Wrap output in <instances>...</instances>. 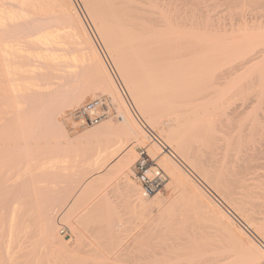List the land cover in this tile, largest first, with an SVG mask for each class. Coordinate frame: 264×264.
Masks as SVG:
<instances>
[{"label": "bare ground", "instance_id": "1", "mask_svg": "<svg viewBox=\"0 0 264 264\" xmlns=\"http://www.w3.org/2000/svg\"><path fill=\"white\" fill-rule=\"evenodd\" d=\"M257 1L264 7V0ZM81 2L108 59L90 37L73 0H0V264L9 261L4 243L15 241L26 219L38 233L32 240L45 250L34 248L29 257L31 264L79 260L78 248L72 247L70 238H59L58 227L72 228L76 234L75 246L82 243V232L69 223L68 217L73 216L79 201L87 194L89 202H83L80 215H88L89 220L99 213L118 215L114 209L117 206L108 194L114 191V183H119L121 177L118 184L121 190L118 186L116 194L127 205L128 213L146 220L147 224L144 233L140 227V234L129 240L132 247L125 244L128 247L119 246L123 251H118L115 245L121 263L114 259L113 264L115 260L122 264L124 257L133 262V258L142 256L141 249L134 256L142 241H145V249L141 247L145 250L142 259L146 264H264V159L259 160L256 154L252 158V153L247 156L244 152L242 157L236 156L241 163L234 165V157L227 159L229 156L224 153L218 154L208 168L198 160L199 155L194 152L204 141L203 129L206 127L208 133L213 128L209 129L210 125L216 127V123L213 115L212 120L209 117L207 91L203 98L199 97L203 93L197 94L190 67L185 68L189 65L180 60L182 53L192 50V44L207 41L208 35L222 44L226 41L239 45L243 56L264 57L263 16L251 26L241 22L237 24L239 28L230 32L208 28L206 34L191 23L186 24L187 20L182 22L175 1ZM105 59L111 62V69L123 87L115 81ZM124 94L130 101H126ZM221 100L216 99L217 105ZM104 102L115 109L116 123L110 119V113H105L93 128L75 135L68 133L66 122L71 116L69 113L66 117V111L84 105L94 112ZM129 102L142 115L147 130L141 121L135 120ZM167 105L170 129H159L154 108ZM199 127L203 129L200 131ZM169 132L175 137L170 138ZM111 135H114L113 143L115 136L117 140L107 145L105 136ZM99 136H104L106 143L102 147L103 142L96 141L94 154L91 144L88 153L92 157H89L84 147L90 145V139L95 144ZM148 138L152 142L147 147L148 156L168 177L167 184L151 199L143 197L139 185L128 176L136 158V147L144 145ZM206 142L202 144L210 148ZM218 147L222 150V146ZM256 169L262 170L254 172ZM183 170L196 178L200 188ZM119 174L122 176L115 182ZM167 189L177 196L166 197ZM62 216L69 220H63ZM83 216L81 220L86 218L87 227L86 223L92 220ZM75 220L82 226L80 218ZM174 228L176 232L172 235ZM130 230L133 232L129 229V233ZM168 230L172 231L168 233ZM154 239L161 241L156 243ZM151 246L161 247L157 251ZM101 250L106 252L104 248ZM102 256L95 263L112 264L106 254ZM139 259L135 260L138 264Z\"/></svg>", "mask_w": 264, "mask_h": 264}, {"label": "rangeland", "instance_id": "2", "mask_svg": "<svg viewBox=\"0 0 264 264\" xmlns=\"http://www.w3.org/2000/svg\"><path fill=\"white\" fill-rule=\"evenodd\" d=\"M171 1H173V2L175 1L176 4L175 3H173V4H175V6H177L176 7L177 8L176 11L178 13L177 15H179V17H181V19L183 18L182 22H185L184 20H187L186 24L191 23L192 25H194V27H198V31L201 30V32H205L206 34H208V28H210V29L213 28V29H217V30L220 28H221V30L227 29L230 32L234 29L239 28V25L241 24V22L242 23L245 22V23L249 24V26H251L250 25L251 23L257 24L258 21L260 20V17L262 20V16H263V20L261 22L264 21V7H262L263 6V5H261L262 3L259 4L257 0H171ZM73 2L75 4L76 8L79 10V13H80L87 29H88L90 37L92 38V40L94 41L95 45L98 47L100 53L104 56V58L108 59L106 56V52H105L104 48L102 46H100V41L98 40V35L94 31V28L92 27V25H90L91 23H90V21H88L89 19L86 17L87 15L84 12L85 10L82 9V8H84L83 2H81V0H73ZM260 15H262V16H260ZM181 19H178V20L181 21ZM237 24H239L238 27H237ZM238 36L239 35H235V37H238ZM208 37H209V35H208ZM208 37L206 39L207 41L199 40V41L195 42L194 44H192L194 46L192 48V50L186 51L187 53L181 52L182 53L181 59L179 57V59L182 61V63L189 65L185 68L190 67L191 77L193 76V80L195 82L194 83L195 86L194 85L193 86H194L197 94L199 92H200L199 95L201 93H203L199 97L203 98V95L206 93L205 90L207 91V93L205 95L208 96V108H209L208 113H210L209 117L211 115L210 119L212 120V115H213L214 116L213 123L214 122L216 123V127H214L215 124L214 125L212 124V126L210 125L209 129L212 127L213 128L208 130V133H207V130L205 129L206 127L204 128L206 131L203 129V127H199L200 131L203 129V133L202 132L201 133H202V135H204V137L202 136V140H204V141L203 142L201 141V145L198 148V151L196 150V153L194 152V154L199 155V159L198 158L197 159L200 160L207 168H208V165L211 164V162L216 160V156H219L218 154L224 155V153H226L230 157V158L226 157L227 159L232 160V157H234V160H233L234 163L231 162L234 165L237 164L235 162L241 163L240 161H238V159L240 160V157L239 158H237V157L238 156L242 157L244 155V152H246L245 155H247L249 153H252L251 156L253 154L254 155L256 154V155H258V157H260L258 159L263 161V159H264V65L262 63H264L263 62L264 57L263 56L258 57L259 55L254 56V54L253 55L251 54V56H250V54H249V56L248 55L243 56L241 54L240 49H239V45H237L235 43H231V42H226V41H225L226 43L224 42L222 44V43H220L222 41L211 39ZM106 59H105V61H106ZM108 61L109 60H107L106 62L108 63V66L110 65L109 66L110 69L113 68L111 62L110 61L108 62ZM111 70L113 72V69H111ZM113 76L115 77V81L117 79V84H119V86H122V83H121V81H119V77H117V74L115 75L113 72ZM201 91H203V92H201ZM197 94H196V97H197ZM123 96L127 97V99H126L127 102L130 101L127 94H124ZM218 97L221 98L222 100L219 101V103L217 105L216 99ZM197 102H199V104H200L199 106H201V103H202V105H204V101H202V100H201V103H200V101H197ZM197 102H196V105H197ZM131 103L132 102H129V104L132 108V109L130 108V110H131L132 115L135 117V120L138 119V120H136L137 122L139 121L138 123H140V121H141V123L145 125V123H143V120L141 118L142 115H140V113L138 114V112L135 110L134 106ZM168 106L169 105H167V107H164V108L161 106L159 108H154V110H155L154 113H156V115H157L156 123H157V126L159 129H162V128L167 129V130L170 129L171 124L169 123V120H171V116L169 115V111L166 112V110L170 109ZM199 106H197V109H199V111H202V107H199ZM214 106H216V108ZM200 108H201V110H200ZM82 109H88V108H86L84 105H79V106H77V108L75 107L72 112H69V110H68L65 112L66 114L64 113V115H66V117H68L69 113H70L69 116H71L70 119L67 120L68 122H66L67 123L66 128H67L68 133L70 135H75L76 133L84 131L87 128H89V129L93 128V126H95V124L98 123L97 121H99L103 118V114H105V113H107V114L110 113L109 115H110V119L112 120V122L116 123V121H117V119L115 117V115H116L115 109L113 108V106L110 103L104 102V105L98 106L94 110V116L93 117L96 118L95 122L92 124H87L86 126H83L81 122L75 120L72 117V115L75 111L82 110ZM164 112L167 114L166 116H165ZM199 130L197 128V131H198L197 133L201 134V133H199ZM152 133L156 134V132L154 130L152 131ZM167 135L170 138L175 137V135L172 134L171 132L167 133ZM110 137H112V138H110ZM110 137L105 136V138H106L105 141H107V145H110V144L112 145V143H113L114 135H111ZM109 138L111 139L110 141H112V142H109ZM229 138H230V141H229ZM102 139H103V141H102ZM116 140H117V138L115 136L114 141L116 142ZM148 140H147V142L145 141L144 145L137 146L136 148L142 147L145 149L146 153L148 154V152H147L148 148L147 147L149 146V148H150L152 146V142H150L151 140L149 138H148ZM206 140H207L206 143H209L210 148L208 146L204 147L205 144H202V143H205ZM224 140L227 142H225ZM96 141L99 143L103 142L102 147H104V143H106L104 141V136H103V138H102V136H99L97 139L95 138V144H94V141L92 139H90V145L89 146L87 145V147L84 145L85 146L84 151L87 150L86 153H88V152L91 153V151H88L90 149L88 147H90L92 144L94 146V148H93V146H91V149H92V153L94 154L95 149H96L95 145L98 144ZM146 143H147V145H145ZM226 143H228L227 144L229 146L228 148H227ZM87 144H88V142H87ZM225 145H226V148L224 149ZM218 146H222V148H221L222 150H220V148ZM96 147H97V145H96ZM82 148H83V146H82ZM218 148H219V150H218ZM241 150H243V151H241ZM200 152H202V154ZM89 153H88L89 157H92V156H90ZM134 154L136 155V158H137V149H135ZM200 154L203 155V157H201ZM84 155H85V152H84ZM214 155H215V157H214ZM247 156H250V154ZM200 157H201V159H200ZM262 157H263V159H262ZM86 158L88 159V157H86ZM136 158L134 159V162H135ZM252 158H253V156H252ZM235 159H236V161H235ZM243 159H244V157H243ZM254 159L256 160V157ZM258 159H257V161H259ZM261 161H259V162H261ZM134 162L131 163L130 170L132 169ZM153 163L158 166L156 161H153ZM158 167L160 168V166H158ZM249 169H250V166H249ZM261 170L262 169H256L254 172H260ZM131 172L130 171L128 172V176L133 181V183L137 184L135 182V180L132 178ZM183 172L185 173L186 176L189 177V180L191 179V181L195 185H198L200 188V185L197 182L195 177H193L192 175L190 176V174L184 170H183ZM40 175L41 174H38V176H40ZM165 175H166V173H165ZM121 176H122L121 174H119V176L117 175L115 182ZM166 179H167V181L164 182L163 186L165 184H167V182H168L167 175H166ZM121 180H122V177L120 178V181L118 180L119 183L121 182ZM119 183L118 182L114 183V187H116V188L114 189V191L110 190L111 192L113 191L114 193L112 192L111 194L110 193L108 194V197H111L110 201L113 202L115 204V206H117L114 209H116L118 211L117 212L118 215H116V216L113 214L108 215L110 213H106V214L105 213L104 214L99 213L98 215L95 214L94 216H96L97 219L94 216H93L94 219L90 218L92 220V222L86 223L88 225L87 226L88 228H87L86 225L84 224L86 218H85V220L84 219L81 220L80 216H83V215H80L79 213H81V209L83 208L82 207L83 202H84V204L89 202V199L87 200V198H86V197L90 196L88 194H87V196L83 197V199L84 198L86 199V202H85V200L82 201L83 199L80 200V201H82V203L79 201V204H81V205H79V204L77 205L78 207L75 209L77 211V213L73 209L74 214L71 213L73 216L70 215L71 217H68L66 215L69 219L71 218L69 220L66 217L69 221H71L69 223L75 225L77 228H79L78 230L82 232L81 233V242L82 243H78V245L75 246L77 243L76 242L77 240L75 238L76 234H75V232L72 231L73 230L72 228L71 229L66 228L68 230V233H67V235H63V234H60V230L63 229L64 226H62V227L59 226L60 228L58 227L59 238H62V239L63 238L64 239L70 238V244L72 245V247L74 246V247L78 248L77 251L79 250V254L81 255L80 256L77 253L76 255L80 256L81 259H80V257H79V260H78V258L77 259L72 258L71 261L72 260L73 261L72 262L70 261L72 264H73V262H74V264H76L77 261H78V264H91L90 262H92V264H99V261H98V263H95V260L98 259L99 255L101 257H104V256H102L103 254L104 255L106 254V258H108V260H110V261L107 260L108 262H111L112 260L114 262V259L118 260L117 256H119L118 253L116 252V249H117L116 247L119 248V249H117L118 251H121L122 249L128 247L127 246L128 244L130 245V242H132V241H129V240H132L133 235L135 237L136 235H138L137 234L138 232L140 234L141 228H142V232L144 233L143 228H145V224H147V222H146V220L142 221L141 219H139L134 214L131 215L130 213H128L129 209L126 208L127 205L124 204V201H122L123 199L121 200V197H119L120 195L116 194V192L119 193L118 190L121 188L120 187L121 184L118 185ZM117 187H118V190H117ZM164 194L166 197H170V196L175 197V195L177 196V193L173 192L171 189H167L166 191H164ZM151 198H152V196L150 197V199ZM150 199H148V200H150ZM5 207H6V205H5ZM80 207H82V208L80 209ZM77 209L78 210L80 209L79 210L80 212H78ZM69 211L72 212V210H69ZM67 213H70V212H67ZM63 214L64 213H62V215ZM78 214L80 216H78ZM153 214L156 215V212H154ZM84 215H86V214H84ZM56 216H57V219H58V217H59V219H61V215L59 216L56 214ZM87 216H83V217H87ZM90 216H92V215H90ZM109 216L111 217L112 221L109 219L108 220L106 219V218H109ZM75 217H76V219L80 218V220L82 221V223H81L82 226L79 225L80 223L77 224V220H75ZM112 217H113V219H112ZM62 218H63V220L66 219L63 216H62ZM119 218L122 219V223H121V219L119 220ZM87 219H88V217H87ZM116 219H117V221H116ZM80 220L78 222H81ZM83 220H84V222H83ZM91 220L88 219V221H91ZM118 220L120 223L118 222ZM28 222H27V219H26V222L22 221V223L20 225V231L18 233L19 235H17L15 237V241L13 243H11V244H7V242L4 243V245L7 246L6 250L8 249L7 253H8L9 261L7 264H31L29 257H30V254L34 248H37L36 250H38V251L39 250L45 251L42 247H38V244H36L35 241L32 240L33 237H35V236L37 237L36 234H38V233L36 232L37 231L36 228H35V230H36L35 231L34 228L30 227V224ZM114 222H116V224ZM24 223L29 224V226L25 225ZM34 223L33 224L31 223V226L34 225ZM90 223H91V225H90ZM23 224L25 226H27L26 228L24 226V229L22 228ZM110 224H112L113 227L111 226V229H108ZM35 226H36V224H35ZM35 226H33V227H35ZM123 226H124V228H123ZM80 227H82V228H80ZM82 229H85V230L82 231ZM129 229H132L133 232H131V230H130V233H129L128 232ZM135 229H136V231H135ZM21 230H22V232H21ZM89 230H90V232H89ZM106 230H108V231H106ZM172 230H170V231L168 230V233L172 231L170 234H172V233L175 234V232H176L175 228ZM128 234H130L129 237H128ZM92 235H94V236H92ZM124 236H125V238H124ZM126 237H128V239H126ZM122 238L126 239L128 243H126V240H123ZM33 239L35 240L36 238H33ZM110 239H112L113 245L111 244ZM154 240L156 241V243H158V242L160 243V241H161L160 239H159L160 241H158L157 239H154ZM122 241H124V242L121 243ZM142 242L145 243V241H142ZM144 243H141L142 246H144L143 245ZM156 243L154 245H156ZM79 244L82 245V246H80V248H79ZM125 244H127V245H125ZM35 245L37 247H35ZM99 245H101V247ZM115 245H116V247H115ZM145 245H149V244L146 243ZM119 246L122 247V249H120ZM129 247H132V245H130ZM133 247L135 249V246H133ZM138 247H140V245H138L136 247L139 250H137V251H136V249L134 250V251H136L134 256L136 257L137 254H139L140 249L142 251L141 252L142 256L139 254L138 257L140 256L139 257L140 259L137 257V259L133 258L132 261L134 262V264H138L137 261L139 259V262H140L139 264H141L142 262H144L143 264H146L145 260L142 259L143 252L145 250H142L143 247L142 248L141 247L138 248ZM152 247L153 246H151V249L154 248L155 250H157L161 246H158L157 248H155L156 246L153 248ZM101 248L102 249L104 248V251L106 250V252L103 253ZM112 248L113 249L116 248V249H114V253H116L117 255L114 253H111V252H113ZM97 249L98 250L100 249L102 251V252H100L101 254H99L100 250L98 251ZM143 249H145V246ZM107 251L110 252V253L108 252V254H110V255L107 254ZM121 253H119V254H121ZM47 256L45 255L44 257H47ZM48 257H50V256H48ZM112 257H115V258H112ZM122 257H124V256L122 255ZM87 258L89 259V261L86 260ZM50 259H51V257H50ZM74 259H76L77 261H74ZM69 260H67V261H69ZM85 260H86V262H85ZM117 260H115L116 264H118ZM122 260H121L122 264H124V263L125 264H128V263L133 264V262H131L130 259H129L130 262H128L126 257H124V259H122ZM135 260H137V261H135ZM67 261L65 263L69 264L70 262H67ZM118 261H119V263H121L120 260H118ZM124 261H127V262H124ZM56 262L57 261H54L53 264H58V263L59 264H65L63 262V260H60V261L58 260V262L57 263ZM79 262H81V263H79ZM83 262H85V263H83ZM45 263H46V261L42 262L40 264H45ZM48 263L52 264V262L50 263L49 261L46 264H48ZM32 264H39V263L38 262L36 263V261H34V262H32ZM106 264H110V263H106Z\"/></svg>", "mask_w": 264, "mask_h": 264}, {"label": "built area", "instance_id": "3", "mask_svg": "<svg viewBox=\"0 0 264 264\" xmlns=\"http://www.w3.org/2000/svg\"><path fill=\"white\" fill-rule=\"evenodd\" d=\"M93 116L94 112L89 108L77 110L72 115V117L81 122L83 126L94 123L96 118ZM142 126L146 129L143 124ZM131 171L132 178L139 185L142 196L145 198L155 195L166 181V175L163 170L153 163L142 147L137 148V158ZM67 233L68 230L66 228L60 230V234L67 235Z\"/></svg>", "mask_w": 264, "mask_h": 264}]
</instances>
